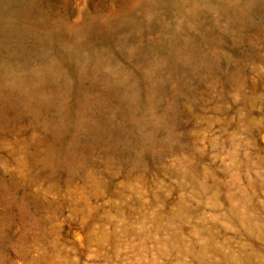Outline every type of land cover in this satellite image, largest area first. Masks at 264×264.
I'll use <instances>...</instances> for the list:
<instances>
[{
    "label": "rangeland",
    "instance_id": "1",
    "mask_svg": "<svg viewBox=\"0 0 264 264\" xmlns=\"http://www.w3.org/2000/svg\"><path fill=\"white\" fill-rule=\"evenodd\" d=\"M0 264H264V0H0Z\"/></svg>",
    "mask_w": 264,
    "mask_h": 264
}]
</instances>
